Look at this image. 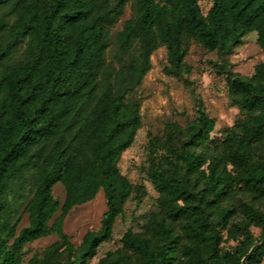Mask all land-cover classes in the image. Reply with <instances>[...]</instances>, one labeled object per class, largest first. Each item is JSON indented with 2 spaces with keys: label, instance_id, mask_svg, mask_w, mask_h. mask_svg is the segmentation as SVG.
Wrapping results in <instances>:
<instances>
[{
  "label": "trees",
  "instance_id": "obj_1",
  "mask_svg": "<svg viewBox=\"0 0 264 264\" xmlns=\"http://www.w3.org/2000/svg\"><path fill=\"white\" fill-rule=\"evenodd\" d=\"M130 1L134 15L114 34ZM254 31L264 49V0H212L207 14L200 0H0V264H25V245L52 234L59 239L27 264H88L141 189L119 161L142 126L140 104L127 96L154 51L165 46V72L183 78L193 43L227 51ZM227 81L242 116L224 154L205 168V154L190 149L180 162L165 159L153 177L170 222L156 221L155 238L128 230L122 242L131 253L109 251L100 264H263L264 211L245 204L237 221L238 209L223 203L239 185L264 196V156L254 151L264 143V63L249 79L231 70ZM215 125L200 102L189 138L206 147ZM101 190V226L75 248L65 220ZM24 213L29 223L19 229ZM225 229L241 238L233 249H223Z\"/></svg>",
  "mask_w": 264,
  "mask_h": 264
},
{
  "label": "rangeland",
  "instance_id": "obj_2",
  "mask_svg": "<svg viewBox=\"0 0 264 264\" xmlns=\"http://www.w3.org/2000/svg\"><path fill=\"white\" fill-rule=\"evenodd\" d=\"M211 5L212 0H200L204 14L208 13ZM133 15L134 3L130 1L113 33L120 31L125 21ZM257 38L255 31L250 32L239 46L227 51L212 52L193 43L186 57L192 72L183 78L165 72L168 64L165 46L154 51L151 57V69L142 83L127 96V100L139 102L142 126L133 144L123 152L119 161L121 171L141 189L127 201L123 213L115 223L113 237L100 245L98 254L92 257L88 264H100L101 258L109 251L131 253L122 242V237L128 230L155 238L156 221L170 222L153 177L155 169L163 167L165 159L172 158L180 162L181 150L190 149L205 154L208 160L203 167L205 168L212 156L224 154L227 132L242 116L240 109L232 103L230 97L228 72L231 70L238 72L247 79L253 76L257 65L264 63V49L260 47ZM200 102L210 117L216 120L206 147L194 144L188 132L189 125L197 117ZM156 137L160 139V143L154 146L152 141ZM170 147L175 148L176 151L170 150ZM254 151L258 157L264 156V143L257 144ZM231 167L229 165V169ZM191 180L192 187H195V180ZM53 193L62 204L66 195L64 186L61 183L56 184ZM245 204L264 211V196H259L244 185H239L231 191L223 203L226 208L238 209L237 221L243 218L240 209ZM106 211L107 203L103 190L93 200L73 208L65 220L64 230L75 248L80 247L87 231L100 228ZM28 223L29 215L24 213L19 229ZM173 226L176 232H180L178 223H174ZM250 229L256 238L261 237L260 227L252 225ZM222 234L223 249H233L241 240L239 236L231 235L227 229L223 230ZM58 239L56 234H52L26 244L25 264L34 254H43Z\"/></svg>",
  "mask_w": 264,
  "mask_h": 264
}]
</instances>
